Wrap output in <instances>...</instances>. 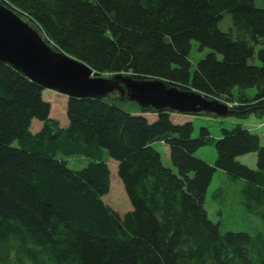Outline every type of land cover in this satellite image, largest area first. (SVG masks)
<instances>
[{"label": "trees", "instance_id": "1", "mask_svg": "<svg viewBox=\"0 0 264 264\" xmlns=\"http://www.w3.org/2000/svg\"><path fill=\"white\" fill-rule=\"evenodd\" d=\"M0 4L97 77L161 80L230 104L229 118L264 116V0ZM192 41L210 51L193 72ZM44 91L0 62V264H264V231L221 233L204 207L219 169L238 185L239 204L264 223V146L256 134L237 124L219 138L201 126L194 137L191 121L173 122L177 113L133 102L132 111L116 93L68 98L61 126ZM34 120L41 127L32 133ZM156 143L168 148L176 173L163 165ZM207 146L216 151L213 165L195 156ZM249 153L255 169L238 161ZM106 156L117 162L131 205L123 215L103 201L110 191ZM81 158L84 168H68V160ZM213 198L221 206L223 189Z\"/></svg>", "mask_w": 264, "mask_h": 264}, {"label": "water", "instance_id": "2", "mask_svg": "<svg viewBox=\"0 0 264 264\" xmlns=\"http://www.w3.org/2000/svg\"><path fill=\"white\" fill-rule=\"evenodd\" d=\"M0 62L20 71L45 90L68 98L105 97L116 93L140 108L181 115L227 117L230 106L193 90L167 86L161 80L127 75L97 77L84 63L54 49L40 31L10 6L0 4Z\"/></svg>", "mask_w": 264, "mask_h": 264}, {"label": "rangeland", "instance_id": "3", "mask_svg": "<svg viewBox=\"0 0 264 264\" xmlns=\"http://www.w3.org/2000/svg\"><path fill=\"white\" fill-rule=\"evenodd\" d=\"M220 28H223L221 24ZM209 52L208 49H200L197 42H191V49L189 52L191 72L195 70L198 61L204 58ZM254 63L258 65V60L255 59ZM255 93V90H248V98L254 97ZM42 95L44 100L48 102L50 101L51 103V117L58 120L61 126H66L68 124L66 118L67 98L51 90H45ZM233 95L234 99L237 100V89L234 90ZM126 107L132 111L137 110L132 102H128ZM172 120L177 124L183 123L184 121H191L194 126V137L197 136L198 130L201 126L207 127L212 136L219 138L221 136V129H231L237 124H240L242 127L256 134L260 139V145L264 146V116L261 118L251 116L248 119L240 120L229 117L221 118L174 114ZM40 127L41 123L34 120L30 130L32 133H35ZM154 147L159 151L163 165L176 173V169L173 167L169 159L168 148L159 143H156ZM195 156L208 164L213 165L216 159V151L213 146H207L196 151ZM106 160L108 161L107 165L110 171V191L103 198V201L107 206L111 207L120 215H123L131 210V205L124 192L123 185L117 176V162L108 158V156H106ZM238 161L251 169L256 168V155L254 153L240 156L238 157ZM87 163L88 161L85 158L70 159L68 160L67 166L73 170H81L87 165ZM232 183L233 182L228 179L227 175L222 170L216 169L207 189L204 203L208 218L213 223L219 225L221 233L244 232L254 235L257 232L264 231L263 221L254 214L247 212V210L239 204V194L237 191L238 185ZM238 183L241 182L238 181ZM219 188L223 189L224 202L221 206H219L213 198L215 191Z\"/></svg>", "mask_w": 264, "mask_h": 264}]
</instances>
